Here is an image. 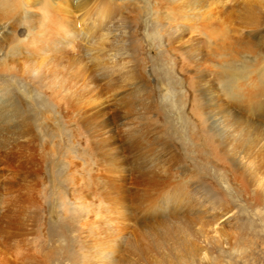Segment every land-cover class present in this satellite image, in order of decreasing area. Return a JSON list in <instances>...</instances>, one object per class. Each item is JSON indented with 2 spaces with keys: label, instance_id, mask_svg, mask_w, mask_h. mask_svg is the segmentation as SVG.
I'll list each match as a JSON object with an SVG mask.
<instances>
[{
  "label": "rangeland",
  "instance_id": "rangeland-1",
  "mask_svg": "<svg viewBox=\"0 0 264 264\" xmlns=\"http://www.w3.org/2000/svg\"><path fill=\"white\" fill-rule=\"evenodd\" d=\"M33 1L0 2V264H264V105L253 75L244 101L223 89L230 61L264 66V0ZM200 104L250 127L232 172ZM175 218L211 224L183 247Z\"/></svg>",
  "mask_w": 264,
  "mask_h": 264
},
{
  "label": "bare ground",
  "instance_id": "bare-ground-1",
  "mask_svg": "<svg viewBox=\"0 0 264 264\" xmlns=\"http://www.w3.org/2000/svg\"><path fill=\"white\" fill-rule=\"evenodd\" d=\"M29 0H0V2L2 3V5L4 6H11V8L13 7V5L15 7H20L22 6V10L23 12L25 10H29L28 9V3ZM175 2H179L181 0H174ZM189 2L188 4H190L191 0H182V2ZM202 1V0H201ZM217 0H212V1H208V6L206 5V7L209 6H213L215 4ZM31 2V1H30ZM35 2V1H33ZM53 2H55L54 0H37L34 4L35 5H40L42 6L41 8H44L45 10L49 11L50 8H53ZM205 2V1H203ZM245 2H248V0H246ZM78 5V3H76ZM55 5V4H54ZM59 6V4H57ZM184 5V3H183ZM192 5V4H191ZM217 5V3H216ZM33 6V5H32ZM80 6V5H79ZM104 6V5H103ZM195 6V5H194ZM105 7V6H104ZM4 8V7H3ZM14 8V7H13ZM34 8V6H33ZM37 8V7H36ZM6 9V8H5ZM38 9V8H37ZM57 9V8H55ZM62 9V8H60ZM67 9V8H66ZM207 9V8H206ZM15 10V9H14ZM33 10V9H32ZM63 12L65 9H62ZM245 10V9H244ZM8 11V10H7ZM10 11V10H9ZM66 11V10H65ZM208 11V10H207ZM247 11V10H246ZM15 12V11H14ZM23 12H21L23 14ZM26 12V11H25ZM24 12V13H25ZM28 12V11H27ZM54 12V11H53ZM60 12V11H59ZM98 12V11H97ZM100 12V11H99ZM33 13V12H32ZM40 13V12H39ZM71 13V11H70ZM90 13V12H89ZM20 14V13H19ZM29 14V13H28ZM34 14V13H33ZM43 14V13H41ZM50 14V12H49ZM114 14V13H113ZM26 15V14H25ZM45 15V14H44ZM54 15L57 17V15L54 13ZM93 15V13H92ZM27 16V15H26ZM51 16V15H50ZM61 16V15H59ZM59 16L57 17V19L59 18ZM71 16V15H70ZM91 16V15H90ZM30 17V16H29ZM28 17V18H29ZM86 17V16H85ZM25 18V16H24ZM27 18V17H26ZM32 18V16H31ZM55 18V17H54ZM90 18V17H89ZM99 18V17H98ZM107 18V17H106ZM30 19V18H29ZM27 19V20H29ZM33 19V18H32ZM15 20V19H14ZM20 20V19H19ZM25 20V19H24ZM40 20V18H39ZM56 20V19H55ZM62 20V19H61ZM93 20V19H92ZM6 21V20H5ZM18 22V20H16ZM31 21V20H30ZM21 22V21H20ZM35 22V21H34ZM40 22V21H39ZM111 22V21H110ZM41 23V22H40ZM21 24V23H20ZM24 24V23H23ZM35 24V23H34ZM44 23L42 22V25ZM47 25V23H45ZM49 24V23H48ZM72 24V23H70ZM22 25V24H21ZM26 25V24H25ZM29 25V24H28ZM27 25V26H28ZM38 25V24H37ZM69 25V24H68ZM31 26V25H29ZM16 27V26H15ZM33 27V26H32ZM39 29V28H38ZM4 30V28H3ZM37 31V30H35ZM40 31V29H39ZM215 31V30H214ZM59 32V31H58ZM75 32V31H74ZM7 33V32H6ZM9 33V32H8ZM36 34V33H35ZM74 36V35H73ZM78 34H75V37L77 39ZM13 37V36H12ZM85 37V36H84ZM9 39V38H8ZM79 39V38H78ZM80 40V39H79ZM11 41V40H10ZM50 41V40H49ZM76 41V40H75ZM13 42V41H12ZM39 42V41H38ZM41 43V42H40ZM244 43V42H243ZM248 43V42H247ZM46 44V43H45ZM3 45V44H2ZM70 45V44H68ZM60 46V45H59ZM244 46V45H243ZM6 47V46H5ZM43 47V46H42ZM247 54H251L250 51H252L249 46H246ZM1 48V47H0ZM9 48V47H8ZM7 48V49H8ZM11 48V47H10ZM9 48V49H10ZM57 48V47H56ZM245 48V47H244ZM39 49V48H38ZM48 49V48H47ZM204 49V48H203ZM241 49V46H240ZM44 50V49H43ZM242 50V49H241ZM8 51V50H7ZM11 51V50H10ZM243 51V50H242ZM243 51V52H244ZM49 52V51H48ZM53 52V51H52ZM50 52V53H52ZM8 54V53H7ZM12 54V52H11ZM238 54V53H237ZM16 55V54H15ZM14 57V56H13ZM238 57V56H237ZM258 57V56H257ZM262 57V55H261ZM255 58V57H254ZM259 59V58H258ZM17 61V58L15 59ZM80 60V59H78ZM223 61V60H222ZM225 61V60H224ZM14 62V60H13ZM74 62V61H73ZM241 62V66L240 67H236V62L235 61H230V64H227L224 66L223 70H224V75H223V89L225 91V94L228 96V98L230 99H234L236 101H244V95L246 91V86H249L245 83V80H249L252 78V75L255 77L254 81L252 84H250L251 89H249L250 91L248 92V98L250 101V104L253 105L252 109H256L261 107L262 105H264L263 100L262 101H258L255 102L258 98L264 99V66L261 67L259 70V72L257 74L254 75V72L256 73V66L253 67V65L249 64L246 61H240ZM258 63V62H257ZM260 63V61H259ZM80 66V65H79ZM197 66V65H196ZM261 66V65H260ZM13 67V66H12ZM222 67V66H221ZM17 68V67H16ZM252 69V70H251ZM35 70V69H34ZM223 72V71H222ZM243 73L244 75H239L240 73ZM248 81V82H249ZM247 82V83H248ZM194 99V98H193ZM4 101V100H3ZM3 104H7V103H3ZM8 105V104H7ZM10 107V106H9ZM13 107V106H12ZM16 107V106H15ZM222 106H217L216 108H212L209 105H205L202 106V104H200L198 107L196 106V109H194L195 112V116H196V127H197V133L201 132V136H203V139H205V150L209 151L212 154L213 159L215 160V163L219 166H221L223 169L226 170H230L231 172L233 171L232 167H236L238 164V159H239V152L241 153V151L243 150V143L246 142V132H244V129H250V127H244V123L245 121L242 120V118H240L239 116H237V114H235L232 109H222V110H218L219 108H221ZM11 108V107H10ZM217 109V110H214ZM3 110V109H2ZM5 110V109H4ZM7 110V109H6ZM14 110V109H13ZM9 111V110H8ZM5 113V112H4ZM8 113V112H6ZM2 115V114H1ZM239 115V114H238ZM194 116V115H193ZM219 119H218V118ZM5 119V118H4ZM220 120V121H219ZM227 120V124L225 125L226 128L225 129H220L219 123H222V121ZM224 123V122H223ZM194 125V126H195ZM255 125L256 127L253 129L255 132L259 131V127L260 125L255 124V123H248L246 124V126H252ZM224 126V125H223ZM219 127V128H218ZM243 130V131H242ZM246 133V134H245ZM203 134V135H202ZM250 135V134H247ZM199 135V137H201ZM251 137V136H250ZM202 138V137H201ZM204 141V140H203ZM203 143V142H201ZM242 147V148H241ZM238 151V152H237ZM208 152V153H209ZM207 153V152H206ZM209 156V155H208ZM238 158V159H237ZM239 162H241L239 160ZM240 166V165H239ZM241 169V168H240ZM193 174H196L195 171H193ZM180 173L182 175H185V177L188 178V180L193 181V188L195 189L194 192V196H192V193L187 194L188 197H182L188 198L187 202L190 203V201H192V203H200L201 205H208L207 203L211 202V193L205 189L202 188L201 186L198 187L199 185H197V183L195 182V177L191 176V174L187 173V170H183L180 171ZM188 176H187V174ZM235 174V172H234ZM184 177V176H182ZM184 179V178H183ZM182 181V179H181ZM184 182V181H183ZM185 183V182H184ZM187 183H191V182H186ZM188 186H192L189 185ZM189 188V187H188ZM191 189V188H190ZM194 191V190H193ZM185 195V194H184ZM198 195V197H197ZM262 195V194H261ZM180 196V195H179ZM260 196V195H259ZM262 197V196H261ZM177 198V197H176ZM180 198V197H179ZM196 198V199H194ZM258 198V197H257ZM175 199V197H174ZM184 200V201H185ZM199 200V202H198ZM259 200V199H258ZM181 201V200H180ZM187 203V204H188ZM178 205V204H177ZM214 206V205H213ZM201 208V207H200ZM218 209V208H217ZM225 215H228L227 213ZM179 218V217H178ZM175 218L174 222L172 224H176L179 225L180 227H182V229L184 230L182 233L184 235H186L183 239L182 242L180 241V245H182L183 247H185V244H189V239L192 238L193 240H197L199 239L200 235L205 236L204 234V230H207V227L210 226V222L209 223H202L201 224V228L196 230V226L197 224H200V222L197 221H189L188 219H182L180 221V219ZM168 223V222H166ZM217 224L218 221L216 223H214L212 225L213 230L218 233V228H217ZM171 225V224H170ZM170 227V226H169ZM197 232V233H196ZM209 232V231H207ZM190 237V238H189ZM208 238V237H206ZM205 239V238H204ZM209 241V240H208ZM208 244V243H206ZM209 245V244H208Z\"/></svg>",
  "mask_w": 264,
  "mask_h": 264
}]
</instances>
